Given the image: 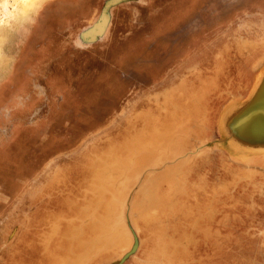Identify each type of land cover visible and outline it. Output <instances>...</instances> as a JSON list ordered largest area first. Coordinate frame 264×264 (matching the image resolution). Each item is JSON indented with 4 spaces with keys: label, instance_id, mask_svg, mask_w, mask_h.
<instances>
[{
    "label": "rangeland",
    "instance_id": "rangeland-1",
    "mask_svg": "<svg viewBox=\"0 0 264 264\" xmlns=\"http://www.w3.org/2000/svg\"><path fill=\"white\" fill-rule=\"evenodd\" d=\"M259 76L264 0H0V264H264Z\"/></svg>",
    "mask_w": 264,
    "mask_h": 264
},
{
    "label": "water",
    "instance_id": "water-1",
    "mask_svg": "<svg viewBox=\"0 0 264 264\" xmlns=\"http://www.w3.org/2000/svg\"><path fill=\"white\" fill-rule=\"evenodd\" d=\"M122 1V0H114ZM101 28V27H100ZM264 76L260 81V76L256 79L253 89L251 90V97L241 105L240 113L235 117V125L239 129V132L247 137L251 141H263L264 140V129L254 132V130L248 129L245 127V122L247 120L246 116H248L254 106L264 97ZM227 111V110H226ZM251 115V114H250ZM225 116L223 117V119ZM246 118V120H245ZM222 119V120H223ZM221 120V121H222ZM248 133V134H247Z\"/></svg>",
    "mask_w": 264,
    "mask_h": 264
},
{
    "label": "bare ground",
    "instance_id": "bare-ground-1",
    "mask_svg": "<svg viewBox=\"0 0 264 264\" xmlns=\"http://www.w3.org/2000/svg\"><path fill=\"white\" fill-rule=\"evenodd\" d=\"M30 1L31 0H23V2H22V0H19V2L21 4L24 3V4H28V5L31 4L33 0L31 2ZM255 82H256V80H255ZM255 82H254V84H255ZM253 108H255V109H252V111L250 113L251 115L249 114L248 116H246L247 120L245 118V120H246L245 127H247L248 129L254 130V132H257V131L264 129V97H262V99ZM226 115H227V111L224 110L222 115H221L220 120H222L223 117ZM136 139H138V138H136ZM137 142H139V140ZM140 145H142V143H140ZM236 151H239V149L237 148ZM234 153L236 154V152H234Z\"/></svg>",
    "mask_w": 264,
    "mask_h": 264
}]
</instances>
